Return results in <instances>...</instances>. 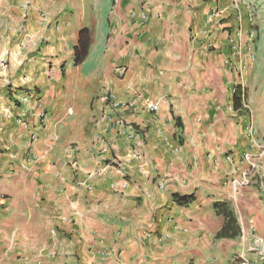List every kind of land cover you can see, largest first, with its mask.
Instances as JSON below:
<instances>
[{
    "label": "crops",
    "instance_id": "1",
    "mask_svg": "<svg viewBox=\"0 0 264 264\" xmlns=\"http://www.w3.org/2000/svg\"><path fill=\"white\" fill-rule=\"evenodd\" d=\"M70 7L0 0V264H232L212 205L248 164L228 43L240 30L237 70L245 2L104 0L95 22Z\"/></svg>",
    "mask_w": 264,
    "mask_h": 264
},
{
    "label": "rangeland",
    "instance_id": "2",
    "mask_svg": "<svg viewBox=\"0 0 264 264\" xmlns=\"http://www.w3.org/2000/svg\"><path fill=\"white\" fill-rule=\"evenodd\" d=\"M252 17L253 38L250 42L253 59L244 74L247 111L246 124L252 122L258 148L249 149L252 165L244 166L247 184L229 202L241 228L234 239L232 264H264V0H243ZM87 8L93 22L103 17L104 0H70L68 12ZM253 154V155H251ZM242 177V176H241Z\"/></svg>",
    "mask_w": 264,
    "mask_h": 264
},
{
    "label": "trees",
    "instance_id": "3",
    "mask_svg": "<svg viewBox=\"0 0 264 264\" xmlns=\"http://www.w3.org/2000/svg\"><path fill=\"white\" fill-rule=\"evenodd\" d=\"M90 34L88 28H82L78 31L77 43L73 46V64L75 66L80 65L87 57L90 47ZM244 90L235 88L232 95V103L234 110L241 113L243 111L242 103L245 101ZM246 111V110H244ZM247 112V111H246ZM174 200L181 205H186L193 201V195H174ZM212 208L217 216H220L223 220L221 228L215 235L216 239H229L233 240L240 236L241 228L238 220L230 207L229 202L219 201L214 202Z\"/></svg>",
    "mask_w": 264,
    "mask_h": 264
},
{
    "label": "built area",
    "instance_id": "4",
    "mask_svg": "<svg viewBox=\"0 0 264 264\" xmlns=\"http://www.w3.org/2000/svg\"><path fill=\"white\" fill-rule=\"evenodd\" d=\"M218 11H217V8H214L212 10V15H215L217 14ZM247 22L252 26V17L248 15L247 17ZM241 36V32L240 30H237V32L235 33H231L229 34L228 36V43H229V46H230V57H229V68L231 71L235 70L238 75H239V78L242 77L247 71H249V62L250 60L253 59L252 57V54L250 53L251 51V47H250V42L252 41V38H253V33H251L249 36H248V46H247V60L245 61V63L240 66L239 68H237L236 70V64L233 62V60H235L239 55H240V44L238 42V38ZM249 61V62H248ZM240 81H242V78H240ZM234 91L232 92V95H233ZM243 108H245V106H243ZM148 109L152 112H156L157 111V106L155 105H149ZM44 116H45V113L41 110L39 112V115H38V118H39V124H41V122L44 120ZM245 132H246V139L248 141V146L250 149H253V148H258V144H257V135H256V131L254 129V126L252 124V122H248L246 124V129H245ZM36 134H31L30 137H29V140H28V148H30L33 143L36 141ZM228 161H232L231 158H228ZM245 161L249 164V165H252L253 164L251 163V156L249 153H246L245 154ZM245 174L242 175V178L240 179V184L242 185H245L248 183V181L246 180V178L244 177ZM108 252L107 251H104L102 254L103 255H106Z\"/></svg>",
    "mask_w": 264,
    "mask_h": 264
}]
</instances>
